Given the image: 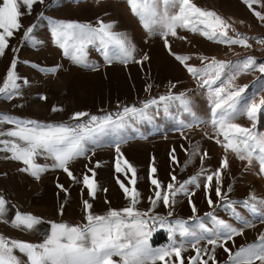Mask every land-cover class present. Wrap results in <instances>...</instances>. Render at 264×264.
I'll return each mask as SVG.
<instances>
[{
  "label": "snow or ice",
  "instance_id": "snow-or-ice-1",
  "mask_svg": "<svg viewBox=\"0 0 264 264\" xmlns=\"http://www.w3.org/2000/svg\"><path fill=\"white\" fill-rule=\"evenodd\" d=\"M36 3H44V0H0V56H3L8 49L10 38L22 28L21 16L31 14ZM126 3L145 31L149 35L161 38L169 54L200 82V88L206 89L211 113L209 122L215 132V135L209 138L214 139L225 153L215 170L209 171L202 166L199 172L182 182L172 174L171 181L166 187L155 177L156 167L151 166L149 179L154 186V195L149 196L148 199L152 208L159 203L166 208H172L177 197L183 194L188 197L192 212L196 213L197 208L192 201L195 195L193 187L203 186L208 205L212 207L215 203L211 196L214 191L221 205L230 209L243 226H233L213 212H208L205 215L210 219L211 227L203 219L195 216L190 219L197 223L190 227L186 220L176 218L169 222L166 217L150 216L151 209L141 211L136 207L140 198L136 187L137 169L121 153L120 143L125 142L122 131L130 119L150 120L149 109L152 106L161 107V102L165 114L172 115L173 106L178 103L182 113L192 117L191 122H186L185 119L173 115L177 129L191 128L194 124L198 126L203 123L204 121L196 116L191 99L184 93L176 95L169 91L167 95L145 102L141 108L124 106L115 118L112 114L100 117L78 111L71 117L76 121L74 125L22 120L0 113V151L10 153L5 159L21 162L23 167L20 171L39 179L41 174L48 170L49 165L38 163L37 157H49L52 160L51 168L63 170L74 182L82 183L91 197H95L98 190L95 171L89 169L92 175L85 173L82 180H79L70 171L69 164L85 155L87 142L100 146L106 138H114L117 153L115 172L123 173L128 177V184L119 177L117 183L129 201L128 206L122 209L110 208L105 214L97 215L91 211L92 204L84 200L86 223L70 225L66 222H51L50 232L40 243L8 239L0 235V264H185L183 253L189 248L194 250L195 254L187 258V264H209V261L218 264L215 255L218 247L223 248L227 253L224 264H264V232L258 235L256 241L240 246L235 252L227 247L228 241H232L235 236L243 235L244 228L254 227V224L236 213L233 202L228 200L223 190V172L229 168L227 156L229 152L240 161L247 162L246 170L256 164L259 174L264 175V132L256 130V123L264 114V97H260L257 101L256 96L258 92L264 91V83H261L257 92H253L251 96H248L250 85L237 86L234 83L238 76L251 71H258L264 75V62H258L256 57L250 55L237 61L200 56L201 66L192 65L189 63L192 56L177 54L171 49L169 38L177 37L178 29L199 33L217 43L249 48L250 37L236 32L225 18L214 10L199 7L194 0H126ZM243 3L252 10L259 21L264 22V13L253 7L260 4L261 0H243ZM22 6L26 9V13L21 12ZM40 15L43 16V13ZM33 27L30 26L24 31L25 39L32 38L30 34ZM229 30L234 32L235 36L229 35ZM52 34L65 56L70 57L74 64L92 70H96L98 66L88 61L84 46L94 42H99L101 54L107 64H112L113 61L124 64L129 61L142 63L149 59L145 54L142 60L136 61L135 45L125 33L114 31L111 22L105 23L101 20L93 26L76 21L55 20L52 21ZM179 39L186 38L181 36ZM256 39L264 44V38ZM16 66L17 60L14 58L0 85V96L8 100L21 94ZM42 71L55 73L57 68H47ZM23 83L27 84L28 81L25 80ZM172 87L174 88L175 85L173 84ZM39 99L46 100L47 97L41 95ZM51 110L58 112L61 109L53 106ZM239 115L246 116L252 122V126L247 127L235 122ZM85 117H88L87 121L81 122ZM5 124L14 127L3 129L2 126ZM181 134L183 135L182 132ZM174 153L173 148L170 152V160L178 165L180 162ZM197 156L203 165L208 152H201L199 146L194 144L184 166L186 167ZM58 187L63 189V185ZM231 190L229 185L228 191ZM6 204L4 196L0 195V218L6 213ZM243 205L254 217L264 222V211L259 208V205H264V200L258 201L253 194L243 201ZM62 211L63 206L61 213ZM168 216H172L171 211L168 212ZM11 223L15 228L35 231L41 219L31 213L17 212ZM157 225L160 228H167L169 236L167 245L153 247L149 243ZM114 257H119V260Z\"/></svg>",
  "mask_w": 264,
  "mask_h": 264
},
{
  "label": "rangeland",
  "instance_id": "rangeland-1",
  "mask_svg": "<svg viewBox=\"0 0 264 264\" xmlns=\"http://www.w3.org/2000/svg\"><path fill=\"white\" fill-rule=\"evenodd\" d=\"M194 3L206 10H214L232 24L236 32L250 37L251 47L221 44L210 41L199 33L178 29L177 37L169 38L173 52L192 56L189 63L197 67L201 66L200 56L237 61L250 55L256 57L258 62H264V44L256 39L264 38V22L254 16L243 0H194ZM253 7L264 13V0ZM21 12L26 13L23 6ZM41 13L43 16L40 15ZM55 20L76 21L93 26L101 20L105 23L111 22L114 31L125 33L135 45L136 61L142 60L145 54L149 59L142 63L129 61L124 64L113 61L112 64H107L101 54L99 42H94L85 44L84 53L90 63L98 66L97 69L92 70L76 65L70 57L64 55L63 49L55 42L52 34V21ZM20 22L22 28L10 38L8 49L3 56H0V85L15 58L21 94L14 96L11 100L0 96V113L22 120L74 125L76 121H73L71 117L78 111L100 117L112 114L115 118L124 106L141 108L145 102L167 95L169 91L176 95L184 93L191 99L194 112L199 120L204 121L203 123L198 126L194 124L191 128L177 129L173 115L185 119L186 122H191L192 117L182 113L178 103L173 106L172 115L165 114L163 102H161V107L152 106L149 109L150 120L132 121L130 119L122 131L125 142L120 143L121 153L137 169L136 187L140 198L136 207L141 211L151 209L150 216L166 217L169 222L176 218L186 220L190 227L197 223L190 219L194 216L203 219L211 227L210 219L205 215L208 212H213L233 226H243L230 209L221 205L214 191L211 196L215 203L210 207L203 186L193 187L195 195L192 201L196 205V213L192 212L188 197L183 194L177 197L172 208H166L162 203L152 208L148 199L149 196L154 195V186L149 179L151 166L156 167L155 177L166 187L171 181L172 174H175L177 180L182 182L199 172L202 166L209 171L215 170L225 153L214 139L209 138L214 136L215 132L209 122L211 113L206 89L200 88V82L169 54L161 38L149 35L145 31L138 18L131 13L126 0H44V3H36L33 6L31 14L22 15ZM30 26H34L30 34L32 38L25 39L24 31ZM229 35L235 36V33L229 30ZM181 36L186 39H179ZM53 67L57 68L55 73L42 71V69ZM25 80L28 81L27 84L23 83ZM234 83L237 86L250 85L248 96H251L253 92H257L260 84L264 83V75L258 71H251L238 76ZM41 95L46 96L47 99H39ZM260 97H264V91L258 92L257 101ZM53 106L61 110L53 112L51 110ZM87 119L88 117H85L81 122ZM235 122L247 127L252 126V122L244 115L237 116ZM9 127L14 126L8 124L2 126L3 129ZM256 130L264 132V114L257 121ZM115 143L114 138H106L100 146L93 145L89 141L85 145V155L69 164L70 171L79 180H82L85 173L92 175L89 169L95 171L98 184L95 197L89 196L86 187L82 183L74 182L63 170L51 168L52 160L49 157H37L38 163L49 165L48 170L43 172L39 179L20 171L23 167L21 162L5 159V156L10 153L0 151V167L9 173L11 187L9 190L15 191V188L20 192L22 189L23 191L36 190V195L33 197L36 204L20 206L19 209L23 210V213L43 215V218H59L57 223L83 225L86 223L84 200L92 204L91 211L97 215L105 214L110 208L122 209L128 206L129 201L117 183V177H119L128 184V177L123 173L115 172L117 157ZM194 144L199 146L201 152L207 151L208 156L203 161V165L197 156L185 167L184 162L188 160ZM173 148L174 155L180 162L178 165L170 160V152ZM227 156L229 168L223 172V190L228 200L233 202L236 213L254 224V227H245L243 235L235 236L232 241H228L227 247L235 252L240 246L256 241L258 235L264 232V222L254 217L243 205V201L253 194L258 201L264 200V175L259 174L258 165L254 164L246 170V161H240L231 152L227 153ZM58 185H63V189ZM229 185H231V191H228ZM48 190L56 196L42 200ZM61 206H63L62 213ZM259 208L264 211V205H259ZM169 211L172 212V216H168ZM3 220L0 218V235L8 239L31 243H40L44 240L40 238V240L31 241L30 232L32 231L18 228L13 231V226L5 225ZM51 222L54 221H49L48 224ZM177 239H179L178 236ZM149 243L153 247L167 245L169 243L167 228H160L157 225ZM194 254L191 248L183 253L185 264H187V258ZM17 255H19L18 252ZM215 255L218 264H224L227 253L223 251V248L218 247ZM114 259L119 260V257ZM209 264L212 262L209 261Z\"/></svg>",
  "mask_w": 264,
  "mask_h": 264
},
{
  "label": "crops",
  "instance_id": "crops-1",
  "mask_svg": "<svg viewBox=\"0 0 264 264\" xmlns=\"http://www.w3.org/2000/svg\"><path fill=\"white\" fill-rule=\"evenodd\" d=\"M9 173H7V171L0 167V187L5 190L6 192H9L12 197H13V201L12 202H7L6 204V213L4 215L3 218L4 219V223L5 225L8 226H13L11 223V220L14 219L15 214L17 212L23 213V210H20L19 207H27V206H32L33 203L36 204V201H33V197L36 195V190H32L30 191L29 189H26L22 192L20 191H16L18 190L17 188H15V191H11L9 190V188L11 189V187L9 186V179H8ZM7 183V184H6ZM38 193V192H37ZM56 196L55 193L53 192H46L43 195V199L45 200V198H51ZM37 217H39L41 219V223L36 227L35 231L30 232V234L32 235L30 239H32L31 241H36V240H40L41 239H45L46 234H48L50 232V227L51 224H48L49 221H54L57 223L59 218H43V215H35ZM62 219H67V218H62ZM60 220V219H59ZM12 230H15V227L12 228ZM15 236V235H12ZM30 236H28L29 238Z\"/></svg>",
  "mask_w": 264,
  "mask_h": 264
},
{
  "label": "built area",
  "instance_id": "built-area-1",
  "mask_svg": "<svg viewBox=\"0 0 264 264\" xmlns=\"http://www.w3.org/2000/svg\"><path fill=\"white\" fill-rule=\"evenodd\" d=\"M0 195L4 196L6 202H12L13 201L11 194L9 192H6L5 190H3L1 187H0Z\"/></svg>",
  "mask_w": 264,
  "mask_h": 264
},
{
  "label": "trees",
  "instance_id": "trees-1",
  "mask_svg": "<svg viewBox=\"0 0 264 264\" xmlns=\"http://www.w3.org/2000/svg\"><path fill=\"white\" fill-rule=\"evenodd\" d=\"M263 60H264V58H263Z\"/></svg>",
  "mask_w": 264,
  "mask_h": 264
},
{
  "label": "bare ground",
  "instance_id": "bare-ground-1",
  "mask_svg": "<svg viewBox=\"0 0 264 264\" xmlns=\"http://www.w3.org/2000/svg\"><path fill=\"white\" fill-rule=\"evenodd\" d=\"M169 63V62H168Z\"/></svg>",
  "mask_w": 264,
  "mask_h": 264
}]
</instances>
